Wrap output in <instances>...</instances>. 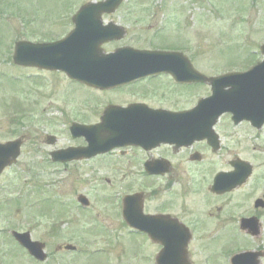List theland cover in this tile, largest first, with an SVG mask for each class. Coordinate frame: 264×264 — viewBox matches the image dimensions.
Wrapping results in <instances>:
<instances>
[{"label":"flooded vegetation","instance_id":"obj_1","mask_svg":"<svg viewBox=\"0 0 264 264\" xmlns=\"http://www.w3.org/2000/svg\"><path fill=\"white\" fill-rule=\"evenodd\" d=\"M113 36V41L102 46L107 53L126 47L150 49L143 45L156 41L169 43L173 39L167 33H114ZM160 50L174 49L165 46ZM121 62L133 64L134 61ZM191 77L189 74L188 78ZM197 87H204L209 95L206 85L181 83L172 75L160 74L105 93L109 94L108 104L115 106L142 105L151 110L183 113L193 110L203 97H196ZM241 126L254 129L246 122L235 125L230 116H223L215 126L217 150L207 140H202L182 147L162 144L149 152L130 147L113 153L121 157V163L113 166L115 173L142 175L165 182L159 189H90L87 193L84 189H51L50 195L43 191L45 189H29L27 199L34 216L32 228L23 230L17 226L14 230L29 232L33 241L43 243L47 257L44 261L37 260L14 239L24 258L18 264H169V258L159 261L163 242H171L179 248L180 238L191 237L187 247V256L191 259L192 244L198 238L209 240L213 235L225 236L223 238L230 241L250 238V234L241 229L243 220L258 218L264 225V201L257 206L259 200H264V186L254 178L259 175L254 172L249 182L237 189L212 192L215 177L233 172L231 164L238 159L251 163L256 171L252 162L257 158L256 148L244 141L236 147L228 143L229 131ZM82 163L52 165L62 174L77 176ZM148 171L160 175L150 177ZM6 193L7 189L0 190V203L9 201L1 195ZM83 196L88 199V206L83 205ZM128 198L134 201L130 206L137 211L142 209L143 228L125 218ZM14 201L20 204V200L15 198ZM50 201L53 202L52 211L59 205L61 210L53 214L44 212L47 208L44 205ZM57 203L59 205L54 208ZM39 218L55 222L47 223V229L40 224L43 235L37 238L35 229ZM70 246L73 249H68Z\"/></svg>","mask_w":264,"mask_h":264},{"label":"rangeland","instance_id":"obj_2","mask_svg":"<svg viewBox=\"0 0 264 264\" xmlns=\"http://www.w3.org/2000/svg\"><path fill=\"white\" fill-rule=\"evenodd\" d=\"M86 1L91 0H11L12 7L8 11L15 20L9 18L7 21L6 17L0 20V142L22 135L27 137L20 164L5 174L0 181V189H30L38 181H42L46 189H112L107 183L108 177L116 180L117 189L122 185L127 189L138 186V177H114L111 169L105 168L108 166L103 164L104 161L101 162L102 165L94 167L85 164L84 173L81 172L72 178L62 173L47 172L46 169L44 173L34 176V172L43 170L40 165L45 163L51 149L46 144L48 134L59 136V147L70 143L69 126L66 127L62 122L66 117L71 118V97L68 95L65 113L58 106L51 104H57V98L50 95L54 88V81L50 80L44 85H39L37 99L33 90L37 85L32 82L34 79L29 78L35 71L30 72L13 65V44L15 40L26 37L22 36L27 35L26 33H70L73 29L70 18ZM110 20L126 27L128 33H195L196 60L203 59L209 71L214 74L232 69L240 70L238 68H244L254 60L264 58L259 51L260 46L264 44V0H128L119 12L107 21ZM66 23L67 30L63 29ZM10 30L12 34L9 33ZM179 42L180 46H187L180 39ZM250 57L251 61L241 62ZM65 82L63 78L62 84L65 85ZM70 85L73 89L70 95H77L75 85ZM67 90L70 88L67 87ZM82 99L85 100L86 96ZM23 100L27 102L25 107H29V110H19ZM31 106H37V109L30 110ZM73 111L81 115L78 109ZM240 141L257 147L256 154L260 161H264V130H231L228 143ZM74 143L71 142L70 145ZM58 205L59 203L55 204L54 208ZM44 206L47 207L44 212L52 214L59 212L62 207L59 205L52 211L51 201ZM4 211L8 218L0 221V227L3 229L0 236L10 227L20 226L27 230L33 224V210L23 203L19 208L12 204ZM50 222L55 221L39 218L35 229L36 237H42V227L47 229L46 225ZM4 238L6 237H0V240ZM199 240L198 238L193 246L194 258L198 264H228L230 257L252 245L246 239L232 244L228 241L219 244L217 239L214 242L216 251L208 253L202 247L204 242ZM2 247L10 248L7 245ZM13 251L11 248L10 254L1 259L3 264H14ZM212 253L217 254L213 259V255H210Z\"/></svg>","mask_w":264,"mask_h":264},{"label":"water","instance_id":"obj_3","mask_svg":"<svg viewBox=\"0 0 264 264\" xmlns=\"http://www.w3.org/2000/svg\"><path fill=\"white\" fill-rule=\"evenodd\" d=\"M123 0H107L98 4H88L84 6L74 18L76 29L72 32L69 39L51 45H33L29 43H20L15 55V61L18 64L27 66H38L41 68L61 69L68 72L73 78L83 80L89 84H103L98 80H86L90 75V71L96 68L100 72L109 70L103 69L100 63H97L101 54L98 50L99 44L104 40L93 43L90 39V33H124L122 30L113 25L104 27L102 25L101 16L103 13H111ZM73 38L74 40L71 41ZM93 40V38H92ZM93 45V47H92ZM38 52V53H37ZM43 52V53H41ZM71 52L74 58H70ZM264 54V47L262 48ZM60 56V57H59ZM107 66V65H105ZM115 66V65H114ZM156 68V67H155ZM136 76L121 79L118 77L115 84L128 82ZM213 96L202 102L199 109L190 114L183 116L179 121L181 123V131L188 130L197 133L194 139L208 137L207 132L211 131L213 124L217 118L225 113L232 112L235 119H249L256 125L264 122V61L254 67L245 74H233L212 79ZM231 89L226 90L227 87ZM124 118L115 120L120 126L117 131L127 130V142L117 143L112 141V133L108 122L109 114L103 119V123L90 128H72L75 137L85 136L89 142V147L83 150V154L90 156L92 154L106 152L115 146L127 143L142 144L148 137L160 136L161 141L172 140L168 137L170 133L176 135L175 128L169 127L175 119L174 114L166 112H152L148 110H140L132 108L124 113ZM259 116V120L254 117ZM211 117V118H210ZM147 134H154L153 136ZM118 138V137H117ZM163 139V140H162ZM119 142V141H118ZM156 144H159V143ZM21 141L0 145V174L3 169L15 162L19 155ZM222 179L219 178L217 185L221 186ZM228 189V187L218 188ZM22 243L27 246L32 253L39 256V251L35 244L31 243L28 236H23ZM170 249V247H168ZM250 254L242 255L234 259V264H248Z\"/></svg>","mask_w":264,"mask_h":264}]
</instances>
